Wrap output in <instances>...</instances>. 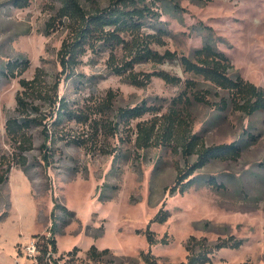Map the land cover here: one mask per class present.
<instances>
[{
	"label": "rangeland",
	"instance_id": "obj_1",
	"mask_svg": "<svg viewBox=\"0 0 264 264\" xmlns=\"http://www.w3.org/2000/svg\"><path fill=\"white\" fill-rule=\"evenodd\" d=\"M81 1L87 9L94 2L102 7L110 2ZM60 5V0H30L28 7L18 8L11 0H0V159L13 151L5 124L17 105L20 78L33 79L40 67L51 86L61 70L58 52L68 31L45 33ZM163 11L169 36L165 48L157 49L191 55L210 35L213 44L230 58L234 73L264 87V0H213L208 4L167 0ZM107 57H84L78 75L60 85V97L88 116L89 122L65 120L58 127L48 125L54 133L50 144L55 154L48 168L40 150L44 126L35 125L30 130L35 148L26 153L29 168L15 165L9 180L0 184V264H38L39 252L30 253L27 246L37 242V235L50 236L55 201L69 211L59 210L55 257L80 249L78 258L67 264H109L110 256L99 263L88 259L92 245L110 249L118 264H146L141 254L148 251L158 258V264H181L187 261L186 245L192 235L211 242L230 235L245 239L240 249L216 252L209 264H264V113L247 116L232 108L220 111L215 105L194 104L188 115L193 132L207 146L237 141L242 155L237 161L210 162L194 174L196 183L187 192L171 194L179 169L192 165L197 156L186 159L181 150L176 151L177 142L137 150L136 124L153 119L156 115L152 114L133 121L131 128L122 127L115 136L102 135L97 140L93 125L100 115L94 106L111 90L116 93L115 110L147 100L162 105L160 116L168 112L171 100L184 87L158 77L148 87H136L108 71ZM23 59L30 62L28 70L23 75L17 70L13 77L7 63ZM136 69L166 70L183 79L193 78L199 82L197 90L206 93L212 103L226 95L202 78L184 73L178 62L144 63ZM100 147L113 153L105 154ZM210 179L225 188L215 190L207 184ZM161 209L171 216L165 223L151 224L159 240L151 245L144 231ZM166 235L169 242L162 244Z\"/></svg>",
	"mask_w": 264,
	"mask_h": 264
},
{
	"label": "trees",
	"instance_id": "obj_2",
	"mask_svg": "<svg viewBox=\"0 0 264 264\" xmlns=\"http://www.w3.org/2000/svg\"><path fill=\"white\" fill-rule=\"evenodd\" d=\"M61 5L56 13L46 24L45 33L66 29L68 35L63 40L58 52L61 70L53 85L49 86L44 69L37 68L33 79L20 78L21 91L16 96V108L5 124L9 143L13 148L10 156L4 155L0 159V184L9 180L12 168L20 166L29 168L30 162L26 153L35 148L34 137L30 130L35 125H43L44 141L40 147L41 159L45 168L54 162V152L51 140L54 137L52 128L58 127L65 120L89 122V117L72 108L69 101L60 97L62 81L73 79L78 75V69L83 64L84 57L93 55L100 57L108 55L106 66L111 74L123 77L129 84L136 87H148L155 77L163 79L167 84L183 86L182 92L173 98L167 113L157 115L162 110V105L149 104L147 100L133 107L114 109L116 93L109 91L107 97L97 103L95 112L100 119L94 121L95 138L104 135L106 138L120 133L121 128H131L135 120L142 119L147 114L156 115L150 120H140L136 124L135 148L137 150L149 149L161 144H176V151L181 150L188 159L194 155L196 161L179 169L176 185L170 189L171 194L185 193L195 183L194 174L214 160L237 161L242 155V147L237 141L229 144L207 146L204 139L194 133L188 121L189 110L194 104L215 105L220 111L232 108L241 111L247 116L264 113V87L246 80L241 74L234 73V65L228 55L216 47L207 36L203 47L195 49L191 55L180 54L166 48L164 51L157 49L167 45L166 38L169 29L165 25L164 7L167 0H110L109 4L102 7L94 2L87 9L81 0H60ZM198 3L208 4L213 0H193ZM13 6L25 8L30 5V0H11ZM178 6V5H176ZM211 29V27H209ZM167 62H178L184 73L192 74L209 82L216 88L226 92L219 102L212 103L206 93L197 90L199 82L193 78L183 79L177 74L166 70L151 72L137 71L136 67L144 63L162 65ZM27 59L15 60L7 63L6 68L13 77L15 72L23 75L29 68ZM43 106L46 110H43ZM48 110V112H47ZM112 112L113 115H112ZM82 143V141L80 142ZM96 144V143H95ZM97 144L94 149L97 148ZM105 154H112L113 150L99 148ZM117 156V155H115ZM207 184L215 190H223L224 184L210 179ZM59 210L69 212L68 209L55 201L52 212V225L50 236L37 235L36 257L38 264H62L60 261L66 256L67 260H76L80 249L75 247L66 255L58 254L56 235L60 232L58 224ZM170 211L161 209L152 219L144 234L149 243L154 245L159 242L154 231L151 230L153 222L165 223L170 218ZM140 232V231H139ZM168 236L161 243H168ZM245 239L234 235L219 237L211 242L207 237L198 238L190 236L187 241V261L181 264H209L216 252L223 249H240ZM72 256L71 259H69ZM110 256L109 264H118L117 257L110 249L100 250L92 245L88 250V259L93 262H103ZM142 259L146 264H158V258L151 252H142Z\"/></svg>",
	"mask_w": 264,
	"mask_h": 264
},
{
	"label": "built area",
	"instance_id": "obj_3",
	"mask_svg": "<svg viewBox=\"0 0 264 264\" xmlns=\"http://www.w3.org/2000/svg\"><path fill=\"white\" fill-rule=\"evenodd\" d=\"M37 244H38V240H37L36 243H34V242L31 243V242H30V244L27 246L28 251H29L30 253H35L36 250H37V252H38ZM37 256H38V255H37ZM37 256H36V257H37Z\"/></svg>",
	"mask_w": 264,
	"mask_h": 264
}]
</instances>
